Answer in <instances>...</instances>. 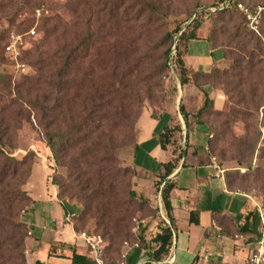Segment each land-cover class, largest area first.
Instances as JSON below:
<instances>
[{"label": "rangeland", "instance_id": "rangeland-1", "mask_svg": "<svg viewBox=\"0 0 264 264\" xmlns=\"http://www.w3.org/2000/svg\"><path fill=\"white\" fill-rule=\"evenodd\" d=\"M242 1L264 4V0ZM227 5V2L222 4L219 0H0V140L4 142L0 145V164L9 159L10 170L17 171L16 188L22 193L28 168L38 161L46 165L50 163L47 165L51 169L48 176L71 186L74 172L70 158L73 153L68 138L74 143L81 139L83 144L80 146L90 151L88 156L94 162L107 158L108 153L103 152L111 146L110 151L118 160L116 165L127 170L121 186L126 189V207L130 211L129 235L113 247L117 251L108 253L113 261L121 259L124 248L133 247L142 240L143 228L149 221L159 219L162 202L159 181L132 167L125 154L136 140V121L144 107L156 113L170 107L175 109L178 88L170 66L168 72L165 67L174 44L178 46L175 70L179 78L178 58L185 64L184 49L186 46L190 49L192 41L199 39L197 35L200 38L204 35L217 37L218 45L224 48L227 35L234 33L236 26L241 30V40H252L248 49L254 50L256 39L261 41L264 49V13L261 35L251 34L237 10L223 14L210 10ZM56 16L72 35L73 32L76 34L67 48L74 46L79 49L69 64L67 52L57 60L47 58V53L53 48V37L46 36V26ZM229 17L232 20L228 23ZM194 19L203 25L200 30L192 31L195 37L182 40L181 37L191 30ZM220 26L223 31L215 32L214 29ZM30 28H35V34L25 36L24 48L17 59L12 58L3 47L7 37L11 32L24 33ZM120 37L124 41V50L114 55V50L108 48L109 42L120 41ZM257 52L254 51L255 59L264 60V50ZM141 56L143 63L136 62ZM214 56L221 57L218 51ZM18 62L26 64L24 70L17 67ZM113 62L127 64L125 80L131 86L125 90H115L119 87L114 84L109 69ZM231 62V58H227L220 63L219 69L228 68ZM134 63L137 64L135 68L132 67ZM61 66L65 72L62 77L64 89L59 92L54 85L56 72ZM263 69L264 62L243 73L245 92L249 93L255 87L261 99H264ZM152 73L158 75L151 79L148 93L143 77ZM202 81L218 87L224 97V103L218 109L221 115L207 110L202 117L210 135L219 138L216 152L207 151L215 158L224 176L228 173L234 189L262 204L264 191L253 181L258 173L264 174V110H252L249 115L246 104L228 99L218 79L211 77ZM195 101L188 97L190 114H194ZM183 109L187 115L185 107ZM186 118L183 116L184 129ZM47 132L55 134V153L47 144ZM175 139L177 141L176 136ZM180 147L176 142L170 144L174 154H179ZM222 148H226L225 154H219ZM30 151L33 155L23 160ZM234 172L238 175L232 174ZM55 186L58 192L59 188ZM131 191L135 192L134 198L128 195ZM69 203L77 206L75 210L79 214L81 203L75 199H69ZM15 205L14 223L17 224L23 221V210L29 205V200L18 199ZM77 225L80 230L94 232L95 218L81 220ZM11 232H0V240L4 239L0 264H23L22 257L16 256L21 254L20 250L12 251V254L6 250L10 240L5 238L12 236ZM11 242H17V236ZM8 254H11L9 262Z\"/></svg>", "mask_w": 264, "mask_h": 264}, {"label": "crops", "instance_id": "crops-1", "mask_svg": "<svg viewBox=\"0 0 264 264\" xmlns=\"http://www.w3.org/2000/svg\"><path fill=\"white\" fill-rule=\"evenodd\" d=\"M197 37L199 39L192 41L190 49L187 46L184 49V65L189 71L207 72L222 63V53L219 49H211L206 35ZM216 51L221 57L214 56ZM201 96L200 90L192 83L182 85L181 106L187 112L186 128L183 127L182 114L179 122L182 138L186 132L188 141L184 154L183 148H180L179 154H172L170 148L174 142L180 145L175 139V131L171 130L178 124L175 109L170 107L156 116L144 109L141 115L138 147L135 151L130 149L125 154L126 159L153 180H159L160 174L165 172L164 164L171 163L170 173L160 184L162 188L166 181L172 183L169 193L171 221L160 202L159 219L145 224L143 242H139L137 247L124 248L127 264H247L252 243L248 241L250 233L240 229L248 212L254 209L255 201L245 193L228 189L224 173H220L222 169L207 151V139L211 135L207 127L196 124L193 117ZM209 96L214 101V108L220 109L224 97L219 89L209 91ZM188 97L196 99L192 109L194 114L189 112L191 104ZM165 127L171 130V134L163 149L159 139ZM47 165L43 161L35 162L24 185L31 199V205L23 215V222L28 228L26 264H35L36 261L41 264H76L72 261L74 254L90 258L83 241L74 235L78 232L74 229V219L71 222L64 219L66 212L77 214V206L59 199L57 188L48 176L50 163ZM192 212L198 218L197 224L189 221ZM168 227L173 233L170 249L167 255L152 262V250L157 244L151 239Z\"/></svg>", "mask_w": 264, "mask_h": 264}, {"label": "trees", "instance_id": "trees-1", "mask_svg": "<svg viewBox=\"0 0 264 264\" xmlns=\"http://www.w3.org/2000/svg\"><path fill=\"white\" fill-rule=\"evenodd\" d=\"M79 1L81 2L82 0ZM228 1L230 2L229 4H231L233 0H219V2L222 4ZM236 1L244 3L245 5L250 7L256 5V4H247L242 0H236ZM231 10H235V9L231 6L227 9L218 11L217 13L223 14L225 12H230ZM75 11H76V7H74L73 9V13H75ZM239 14L241 15L244 25L246 26V22L243 15L241 13ZM231 20L232 18L229 17L227 22L229 23ZM220 21H223V19L220 18ZM202 25L203 23L201 21L196 20L191 30L188 33L184 34L181 37V39L184 40L185 38L189 39L195 37V34L192 31L199 30ZM219 30L223 31L221 26L219 28L214 29L215 32H219ZM234 30H235L234 33L230 32L227 35V41L224 48L221 45H218L217 37L213 38L212 36L211 37L206 36V39L211 49H219L221 51L222 61H226L227 58H231L232 62L228 68H224L220 70L219 67L221 65L219 64L213 66L207 72H202V71L194 72L192 70L189 71L185 67V65L182 64L181 59L178 58V65L180 68L179 79L181 85L192 83L195 87H197L200 90L202 94L199 108L197 109L194 115V121L198 125L207 126L206 122L202 118L207 110L215 111V113L218 115L222 114L221 111L214 108V101L209 96V91H211L212 89H219V88L213 87L212 85H210V83H207V81L203 82L202 81L203 78L208 79L213 77L215 80L218 79L220 81L219 83L223 85L225 89V95L228 97V99L233 100L237 104H246V106L249 108L247 109L249 110L247 111L249 115L250 113H252V110L258 111L260 108L264 110L263 108L264 99H261V95L257 94L256 88L252 87L249 93H246L245 90L243 89V85L245 83V80L243 78L244 76L243 73L246 71L248 72L252 71L255 65H259L264 62V60L261 58L255 59L256 55L254 51L257 50L258 52H261L264 49L262 48L261 41L258 39L255 40L254 50L248 49V43L252 40L249 41L241 40L239 38L241 36V30L236 26H234ZM247 30L251 34H254L248 28ZM71 35L72 34L69 32L68 27L62 25L60 17L59 16L53 17L51 22L46 26V36L53 37V41H52L53 48H51V50L47 53V58H49L50 60L52 59L57 60L67 52L69 53L67 64H69V60L75 58V55L79 49V48H74V46L73 47L70 46L67 48V45L69 44V42H71L73 36L76 37V34H74V32L72 37ZM119 40L120 41L115 40L109 42L108 48L114 50L113 51L114 55H119L124 50V41L121 39V37L119 38ZM6 42L4 43V46ZM125 50H127V46H125ZM167 52L168 51H166V53ZM177 53H178V46L176 44L173 55V61H172L173 67L175 69L177 67L176 65L177 55H178ZM97 54L99 55V53ZM142 57L143 56H141V58H138L135 61L143 63ZM136 65L137 64L134 63L132 67L135 68ZM165 67L168 72L169 67L167 61ZM109 69L111 70V73L113 75L111 78L113 82H115L114 84H116V86L119 87L118 89L115 88V90H119V89L125 90L126 88H128V86H131L130 83L125 80L126 78L125 71L127 70L126 63L121 64L120 62H113L109 66ZM64 73L65 72L62 66L56 72L57 80L54 87H56L59 92L62 91V89H64V87L62 86L64 85V81L62 78ZM157 73H160V71H157ZM157 75L158 74L156 73L155 75H153L152 73L147 75L145 74V76L143 77V80L147 83L146 90L148 91V93L151 89L150 81L152 78L157 77ZM117 92L119 93V91ZM144 109L147 108L144 107L141 110L136 121V140L131 148L134 149V151L138 147V136L140 131L139 122ZM150 112L152 116H156L157 114L153 110L152 111L150 110ZM232 113L234 114V112ZM181 114L184 117H187V115L184 114L183 106H181ZM185 120L187 123V118ZM171 130H174V128H171ZM171 130L168 127H165L163 132L160 133L159 140H160V145L163 149H165L166 144L169 141ZM208 133L211 134L209 130ZM46 136L48 137L47 144L51 152L55 153L56 142L53 140L55 134L51 132H47ZM217 138H214V135L212 134V136H209L207 139V149L212 154L216 152L217 144L219 142V138L218 139ZM68 142H70L69 145L73 153V156L70 158L71 160L70 164L74 172L73 185L71 186L65 185L63 182L57 181L54 178H52V183L54 185H57L59 188L57 194L60 200L63 201L66 199L65 202L70 204L69 199H75L76 201L81 203V208H79V214H76L75 217L73 218L74 229L76 231H80L77 224L81 220L87 221L90 218H95L94 233L100 235L105 243L104 259L109 263H114L116 261H119V260L113 261V259L111 258V256L108 255V253L117 251V248L113 250V247L117 246L120 241L122 240L124 241V238L129 235L128 229H129L130 211L129 208L126 207V202H128L126 198V189H124V187L121 186L123 183L124 176H126L127 174V170L125 168L123 169L122 167L118 166V164L116 165L118 160L116 156L111 153L110 151L111 146H109L103 152V153H108L107 158H102L101 160L94 162L88 156V154H91L90 151L85 150L83 146H80V144H83V141L81 139L74 143V141L71 138H68ZM172 142H174V139L172 140ZM2 144H4V142L0 140V145ZM219 151H220L219 154H225L226 148H222ZM0 153L2 154V152ZM31 153L32 152L30 151L28 154H26L23 160H26L29 157V155H33ZM172 154H174L173 148H172ZM6 159L9 160L8 158ZM104 159H105V164L103 163ZM7 160H5V162L0 164V232L4 231L5 233H7L12 231L10 234L12 236L5 238L6 240H10V245L6 250H8L9 253L11 254L12 251L20 250L21 254H16V256L20 255L22 257L23 264H26L25 240L28 235V228L23 221L17 224L14 223V218L16 215L14 209L16 207L15 204L18 201V199L27 198L29 200V205L26 207V209L23 210V213L26 212L29 206L31 205V199L28 196L26 190H24V193H22L20 192L19 189L16 188V186L18 185V181L16 180L17 171L10 170L11 164ZM34 163L32 164V166L34 165ZM129 164L133 167V165L130 162ZM170 165L171 163L164 164L165 172L160 174L159 176L158 189L161 194V200L164 209L166 211V216L171 221V215H170L171 205H170L169 193L170 190L172 189V183L166 181L163 184L162 188H159L163 179L171 171ZM32 166H29L28 168L29 173L27 178L23 182V185H25L27 179L31 174ZM232 174L238 175L235 172ZM225 182L229 190L237 191L236 189H234L233 182L232 180L229 179V175L227 172L225 174ZM253 182L256 183L257 186H259L264 191V174H262L261 172L258 173L255 176ZM66 194L68 196H66ZM128 195L131 198H134L135 192L134 191L128 192ZM262 205L264 206V201L262 202ZM189 221L195 224L198 223V218L195 217V213L192 212L190 214ZM240 231L250 233V237L248 238V241H250L253 246L257 241L260 233V220L256 209H253L252 211L248 212V214L246 215V222L243 225V227L240 229ZM16 236H17V242L12 243L11 240L16 238ZM172 237H173V233L169 227L162 229L161 232H158L154 235L151 241L156 243L157 247L154 250H152V260H151L152 262L158 261L163 256L167 255L172 243ZM3 240L4 239L0 240V250L2 249L1 245L3 243ZM139 242L142 243L143 240L140 239ZM11 254H8L9 255L8 256L9 259H7L8 262L11 259ZM1 257L2 256L0 254V259ZM72 261L76 264H93L92 260L90 258H87V256L85 257L77 254H74L72 256ZM35 264H41V263L39 261H36ZM143 264H151V262H146Z\"/></svg>", "mask_w": 264, "mask_h": 264}, {"label": "built area", "instance_id": "built-area-1", "mask_svg": "<svg viewBox=\"0 0 264 264\" xmlns=\"http://www.w3.org/2000/svg\"><path fill=\"white\" fill-rule=\"evenodd\" d=\"M231 6L243 15L246 26L251 32L256 35H261L260 24L264 13V4H256L255 6L250 7L245 5L244 3L234 0L231 2V4L227 5V8ZM34 34L35 28H31L24 33L11 32L4 46L5 52L10 54L12 58L17 59L21 49L24 48L25 36ZM17 67L24 70L26 64L18 62ZM221 172H223V170H220V173ZM254 206L260 220V233L257 241L252 246L247 256V264H264V206L256 202L254 203ZM75 215L76 214L73 212H66L64 215V219L67 222H71ZM74 235L83 241L93 264H127L124 259V254H122L119 261H116L114 263H109L104 259L105 243L100 235L94 232H86L83 230L76 232ZM134 246H139V243H135Z\"/></svg>", "mask_w": 264, "mask_h": 264}, {"label": "water", "instance_id": "water-1", "mask_svg": "<svg viewBox=\"0 0 264 264\" xmlns=\"http://www.w3.org/2000/svg\"><path fill=\"white\" fill-rule=\"evenodd\" d=\"M226 8H227V6H216V7L210 8V10L214 12V11H221V10H224ZM193 21L195 22V19ZM174 50H175V44L172 47V49L170 50L169 55H168V65L170 66L171 75H172V78L175 80L177 88H178V95H177L176 106H175L176 116L178 118V124L175 125L174 131H175V136L177 138V141L180 142V145L183 148V154H184L185 150H186V132H184V138H182V134H181L182 129H181L180 122H179L181 120L180 118H181V91H182V86H181L178 74H177V72H176V70L172 64ZM170 259H172L171 256L168 258L169 263L171 261Z\"/></svg>", "mask_w": 264, "mask_h": 264}, {"label": "bare ground", "instance_id": "bare-ground-1", "mask_svg": "<svg viewBox=\"0 0 264 264\" xmlns=\"http://www.w3.org/2000/svg\"><path fill=\"white\" fill-rule=\"evenodd\" d=\"M227 3L229 4L230 2L228 1ZM175 47H176V43H175Z\"/></svg>", "mask_w": 264, "mask_h": 264}]
</instances>
